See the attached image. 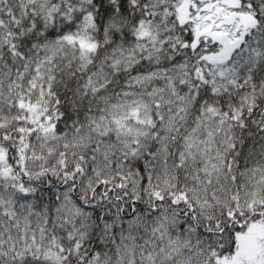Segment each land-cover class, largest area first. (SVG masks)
<instances>
[{
  "label": "snow or ice",
  "instance_id": "obj_1",
  "mask_svg": "<svg viewBox=\"0 0 264 264\" xmlns=\"http://www.w3.org/2000/svg\"><path fill=\"white\" fill-rule=\"evenodd\" d=\"M0 264H264V0H0Z\"/></svg>",
  "mask_w": 264,
  "mask_h": 264
}]
</instances>
